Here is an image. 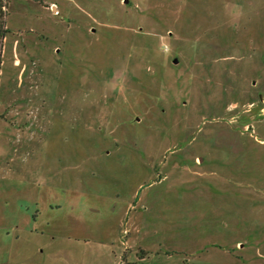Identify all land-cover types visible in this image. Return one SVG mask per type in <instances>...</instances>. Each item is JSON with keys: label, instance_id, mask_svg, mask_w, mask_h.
I'll list each match as a JSON object with an SVG mask.
<instances>
[{"label": "rangeland", "instance_id": "rangeland-1", "mask_svg": "<svg viewBox=\"0 0 264 264\" xmlns=\"http://www.w3.org/2000/svg\"><path fill=\"white\" fill-rule=\"evenodd\" d=\"M1 6L0 264H264V0Z\"/></svg>", "mask_w": 264, "mask_h": 264}, {"label": "trees", "instance_id": "trees-1", "mask_svg": "<svg viewBox=\"0 0 264 264\" xmlns=\"http://www.w3.org/2000/svg\"><path fill=\"white\" fill-rule=\"evenodd\" d=\"M8 0H0V10H2L4 7L3 6H1V3H6ZM0 18H1V12H0ZM2 26H1V22H0V38H3L4 37V31H1L2 30V28H1ZM143 258H140V260H142Z\"/></svg>", "mask_w": 264, "mask_h": 264}, {"label": "crops", "instance_id": "crops-1", "mask_svg": "<svg viewBox=\"0 0 264 264\" xmlns=\"http://www.w3.org/2000/svg\"><path fill=\"white\" fill-rule=\"evenodd\" d=\"M33 219L36 220L34 216ZM5 257L7 258V254L5 255ZM0 258H3V248L1 246V242H0Z\"/></svg>", "mask_w": 264, "mask_h": 264}, {"label": "water", "instance_id": "water-1", "mask_svg": "<svg viewBox=\"0 0 264 264\" xmlns=\"http://www.w3.org/2000/svg\"><path fill=\"white\" fill-rule=\"evenodd\" d=\"M177 63V60H174V64H176Z\"/></svg>", "mask_w": 264, "mask_h": 264}]
</instances>
